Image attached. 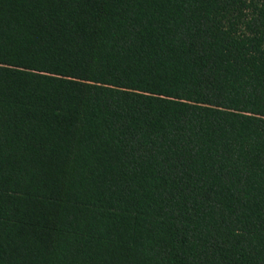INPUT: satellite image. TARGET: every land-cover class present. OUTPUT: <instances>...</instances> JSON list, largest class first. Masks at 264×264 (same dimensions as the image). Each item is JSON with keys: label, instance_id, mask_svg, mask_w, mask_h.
<instances>
[{"label": "trees", "instance_id": "16d2710c", "mask_svg": "<svg viewBox=\"0 0 264 264\" xmlns=\"http://www.w3.org/2000/svg\"><path fill=\"white\" fill-rule=\"evenodd\" d=\"M0 264H264V0H0Z\"/></svg>", "mask_w": 264, "mask_h": 264}]
</instances>
